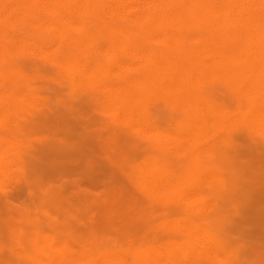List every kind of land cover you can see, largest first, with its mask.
<instances>
[{"label":"rangeland","instance_id":"rangeland-1","mask_svg":"<svg viewBox=\"0 0 264 264\" xmlns=\"http://www.w3.org/2000/svg\"><path fill=\"white\" fill-rule=\"evenodd\" d=\"M54 62L0 55V264H264L263 143L244 132L231 165L222 146L167 153L122 122L101 86L82 85ZM155 105L156 132L181 122L165 100ZM165 160L183 189L150 193L137 178ZM216 168L231 172L223 198L210 186L196 190Z\"/></svg>","mask_w":264,"mask_h":264},{"label":"bare ground","instance_id":"bare-ground-1","mask_svg":"<svg viewBox=\"0 0 264 264\" xmlns=\"http://www.w3.org/2000/svg\"><path fill=\"white\" fill-rule=\"evenodd\" d=\"M7 53L54 55L57 69L101 86L122 122L167 153L222 146L231 165L244 132L264 144V0H0V55ZM160 99L181 119L167 133L152 123ZM174 166L146 164L138 183L156 195L179 192ZM202 186L228 196L231 172L207 170Z\"/></svg>","mask_w":264,"mask_h":264}]
</instances>
